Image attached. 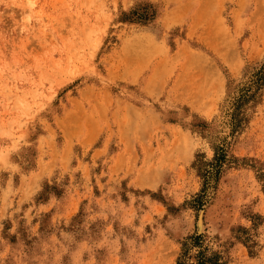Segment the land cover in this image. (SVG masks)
Returning a JSON list of instances; mask_svg holds the SVG:
<instances>
[{
	"label": "rangeland",
	"instance_id": "1",
	"mask_svg": "<svg viewBox=\"0 0 264 264\" xmlns=\"http://www.w3.org/2000/svg\"><path fill=\"white\" fill-rule=\"evenodd\" d=\"M262 71L264 0H0V264H264Z\"/></svg>",
	"mask_w": 264,
	"mask_h": 264
},
{
	"label": "trees",
	"instance_id": "2",
	"mask_svg": "<svg viewBox=\"0 0 264 264\" xmlns=\"http://www.w3.org/2000/svg\"><path fill=\"white\" fill-rule=\"evenodd\" d=\"M264 81V71L261 72L258 82ZM225 155H216L214 160L209 164V170H206L202 177L204 185L198 195L195 203L203 205L207 200L211 189L215 187V179H218L222 172ZM176 264H226L222 256L206 245L204 234H195L186 239L183 243L182 253Z\"/></svg>",
	"mask_w": 264,
	"mask_h": 264
}]
</instances>
